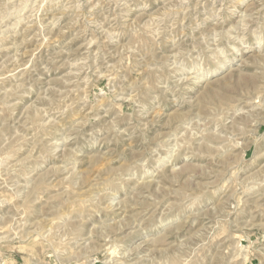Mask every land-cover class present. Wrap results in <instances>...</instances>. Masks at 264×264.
Masks as SVG:
<instances>
[{"label": "rangeland", "instance_id": "374dc122", "mask_svg": "<svg viewBox=\"0 0 264 264\" xmlns=\"http://www.w3.org/2000/svg\"><path fill=\"white\" fill-rule=\"evenodd\" d=\"M0 264H264V0H0Z\"/></svg>", "mask_w": 264, "mask_h": 264}, {"label": "bare ground", "instance_id": "6f19581e", "mask_svg": "<svg viewBox=\"0 0 264 264\" xmlns=\"http://www.w3.org/2000/svg\"><path fill=\"white\" fill-rule=\"evenodd\" d=\"M223 65H224V64H223ZM214 68H216L215 70H219L220 68H223V66L219 63V65H217V67H214ZM215 70H213V72H214Z\"/></svg>", "mask_w": 264, "mask_h": 264}]
</instances>
